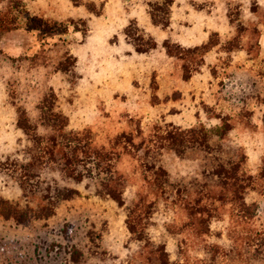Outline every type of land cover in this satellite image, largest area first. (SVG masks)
Here are the masks:
<instances>
[{
    "label": "rangeland",
    "instance_id": "obj_1",
    "mask_svg": "<svg viewBox=\"0 0 264 264\" xmlns=\"http://www.w3.org/2000/svg\"><path fill=\"white\" fill-rule=\"evenodd\" d=\"M163 3L165 12L155 21L153 6ZM4 11L10 24L0 29V161L27 153L30 142L17 124L20 110L34 113V103L52 86L71 128L90 131L98 146L123 142L128 147L116 165L126 179L127 201L151 190L153 170L145 162L168 170L174 197L178 189L181 197L187 189H200L204 152L197 146L180 155L161 150L159 136L174 128L220 125L221 113L231 116L225 143L245 153L248 173L259 171L264 0H0V14ZM33 17L54 30L31 28ZM204 40L218 44L201 69L184 80L180 61L166 53L164 44L192 47ZM65 51L76 57L77 66L56 72L47 62L66 58ZM35 55L39 58L31 60ZM13 173L0 169V196L21 195ZM37 187L35 181L26 192ZM78 188L81 195L62 203L48 219L25 226L0 218V264H66L72 253H80L72 245L85 253L80 264H126L135 252L122 210L83 184ZM249 198L259 202L257 224L264 225L263 189ZM181 213L159 203L151 227L156 240L174 242L163 228ZM219 219L203 239L221 241L216 231L227 217Z\"/></svg>",
    "mask_w": 264,
    "mask_h": 264
},
{
    "label": "trees",
    "instance_id": "obj_2",
    "mask_svg": "<svg viewBox=\"0 0 264 264\" xmlns=\"http://www.w3.org/2000/svg\"><path fill=\"white\" fill-rule=\"evenodd\" d=\"M166 7L167 3L153 6L152 18L158 21V14L165 12ZM9 24L4 11L0 14V29L9 28ZM30 27L44 32L54 30L41 17H33ZM217 44L207 41L192 47L180 44L172 47L167 42L164 48L170 57L180 61L183 78L188 80L201 69L205 54ZM65 55L66 58L50 59L47 64L50 63L56 72L68 73L77 66V59L66 51ZM38 58L35 55L31 60ZM257 101L264 132V96ZM32 111L34 113L20 110L17 121L30 142L27 153L17 160L0 161L2 171H15L13 176L21 190L17 198L0 196V218L25 226L48 219L62 203L81 195L78 187L83 184L93 195L114 202L122 210L135 252L126 264H264V225L257 224L260 205L249 198L251 192L264 191V159L256 174L246 171L243 150L239 153L225 143L232 128L228 113L217 117L220 125L174 128L159 136L161 150L180 155L197 146L196 150L204 152L205 180L200 189H187L182 197L178 189L174 197L166 181L168 170L160 164L148 166L145 162L144 165L153 170V181L148 179L151 190L138 192L127 201L126 179L116 168L120 151L128 148L122 146L123 142H115L109 148L98 146L90 131L71 128L52 86L42 92ZM128 142L132 147V140ZM150 146L146 147L147 153ZM35 181L38 189H30L27 193L26 189ZM160 202L164 207L182 212L177 221L163 228V233L175 238L171 245L165 238L156 240L151 232ZM225 217V227L216 231L221 241L203 239L215 231L212 223L219 218L226 222ZM75 247L72 245L73 252L80 253H72L66 264H80L79 258L85 253Z\"/></svg>",
    "mask_w": 264,
    "mask_h": 264
},
{
    "label": "crops",
    "instance_id": "obj_3",
    "mask_svg": "<svg viewBox=\"0 0 264 264\" xmlns=\"http://www.w3.org/2000/svg\"><path fill=\"white\" fill-rule=\"evenodd\" d=\"M205 42H207V41H206V40L201 41V42H199V43H196V45H201V44H203V43H205ZM261 45H262V44H261ZM211 50H212V49H211ZM211 50L205 54V55H206L205 57H207V55H208L210 52H212ZM205 60H206V58H205ZM203 65H204V64H203ZM196 72H197V71H196ZM196 72H195V73H196ZM195 73H193L192 76H191L189 79H191V78L194 76ZM182 77H183V76H182ZM183 79H184V78H183ZM189 79H188V80H189ZM184 80H185V79H184Z\"/></svg>",
    "mask_w": 264,
    "mask_h": 264
}]
</instances>
